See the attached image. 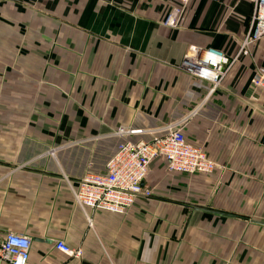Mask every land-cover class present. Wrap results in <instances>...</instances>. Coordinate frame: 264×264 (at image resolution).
<instances>
[{"label":"crops","instance_id":"crops-1","mask_svg":"<svg viewBox=\"0 0 264 264\" xmlns=\"http://www.w3.org/2000/svg\"><path fill=\"white\" fill-rule=\"evenodd\" d=\"M176 2L0 0V239L31 237L32 263L264 264V84L251 82L264 36L238 54L253 2L188 0L181 24L165 25ZM190 45L228 56L215 88L182 68ZM168 125L217 162L212 173L157 158L151 195L126 211L75 202V181L104 172L123 140L117 129L150 140Z\"/></svg>","mask_w":264,"mask_h":264},{"label":"built area","instance_id":"built-area-1","mask_svg":"<svg viewBox=\"0 0 264 264\" xmlns=\"http://www.w3.org/2000/svg\"><path fill=\"white\" fill-rule=\"evenodd\" d=\"M166 9L162 23L178 26L183 20L184 6L188 0H175ZM253 11L248 30L242 36L238 54H247L249 47L264 36V0H252ZM230 60L221 51L198 48L190 45L181 62L190 74L204 79L215 88L223 79ZM254 85L264 84V73L255 72L251 78ZM138 129H117L123 137L115 153L108 159L104 172H87L72 186L75 202L82 208L124 212L138 197H148L151 189L143 181L149 172L150 163L157 158L165 160L169 171L209 174L217 162L206 151L189 141L182 128L168 125L166 131L154 135L150 140L127 138ZM31 237L26 234L8 232L0 239V262L9 264H34L29 259ZM55 246L63 252L79 256L81 250L73 249L58 239Z\"/></svg>","mask_w":264,"mask_h":264},{"label":"rangeland","instance_id":"rangeland-1","mask_svg":"<svg viewBox=\"0 0 264 264\" xmlns=\"http://www.w3.org/2000/svg\"><path fill=\"white\" fill-rule=\"evenodd\" d=\"M248 179H254V178L252 176H249ZM262 186H263V188H262ZM262 190H264V181H261V191Z\"/></svg>","mask_w":264,"mask_h":264},{"label":"water","instance_id":"water-1","mask_svg":"<svg viewBox=\"0 0 264 264\" xmlns=\"http://www.w3.org/2000/svg\"><path fill=\"white\" fill-rule=\"evenodd\" d=\"M257 221V220H256ZM259 221V220H258ZM259 222H261V223H263L264 224V221H259Z\"/></svg>","mask_w":264,"mask_h":264}]
</instances>
